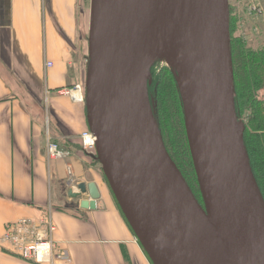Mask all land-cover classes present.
<instances>
[{"label":"water","instance_id":"1","mask_svg":"<svg viewBox=\"0 0 264 264\" xmlns=\"http://www.w3.org/2000/svg\"><path fill=\"white\" fill-rule=\"evenodd\" d=\"M85 103L96 160L152 264H264V197L237 109L230 0H91ZM181 98L203 203L168 153L152 70ZM95 210V183L71 187Z\"/></svg>","mask_w":264,"mask_h":264},{"label":"crops","instance_id":"2","mask_svg":"<svg viewBox=\"0 0 264 264\" xmlns=\"http://www.w3.org/2000/svg\"><path fill=\"white\" fill-rule=\"evenodd\" d=\"M85 4L0 0V235L19 219L50 212L57 249L71 264H152L120 212L100 164L83 150L81 135L89 130L85 99L61 92L85 85ZM251 19L246 32L256 45L264 42V17ZM49 141L67 154L49 159ZM82 183L98 186L97 209L71 208L75 201L68 190ZM0 264L36 263L0 248Z\"/></svg>","mask_w":264,"mask_h":264},{"label":"trees","instance_id":"3","mask_svg":"<svg viewBox=\"0 0 264 264\" xmlns=\"http://www.w3.org/2000/svg\"><path fill=\"white\" fill-rule=\"evenodd\" d=\"M247 23L243 13L240 14L231 5L237 109L246 124L245 143L255 178L264 197V97H261L264 96V42L255 45L242 37V32L246 31L242 29H246ZM157 90V112L166 149L196 197L203 203L187 138L181 98L169 69L162 71ZM104 179L107 182L105 175ZM118 208L122 213L119 205ZM122 215L124 216L123 213Z\"/></svg>","mask_w":264,"mask_h":264},{"label":"built area","instance_id":"4","mask_svg":"<svg viewBox=\"0 0 264 264\" xmlns=\"http://www.w3.org/2000/svg\"><path fill=\"white\" fill-rule=\"evenodd\" d=\"M237 2L248 17L256 19L264 17L262 0H237ZM242 37L249 40V34L246 31L242 33ZM47 66L52 67L53 64L48 63ZM61 92L77 99H84L81 84L76 85L73 90L64 89ZM81 139L84 151L90 154L96 153V139L90 131L84 132ZM47 149L48 157L52 160L63 158L67 154L52 141L48 142ZM68 175L73 176L71 166H68ZM72 182L71 179L69 184ZM56 230L50 212L41 213L38 219L22 218L9 224L6 231L0 235V248L36 264H55L58 260L71 264L70 258L57 249V243L53 239Z\"/></svg>","mask_w":264,"mask_h":264},{"label":"rangeland","instance_id":"5","mask_svg":"<svg viewBox=\"0 0 264 264\" xmlns=\"http://www.w3.org/2000/svg\"><path fill=\"white\" fill-rule=\"evenodd\" d=\"M231 2H232V6H234L235 8H237L240 14L243 13V16L245 17V19L246 18L248 20L251 19L250 17L247 16V14L243 11V9L240 8V5L238 4L237 0H231ZM90 7H91V0H86L85 10H84V18H85L84 26H86V30L87 31L89 30V28H88V22L90 21V14H91ZM243 30H246L245 27L242 29V31ZM87 62H88V60H87ZM166 69H169V66H168V64H166V61H163L162 63L159 62L157 64V66L155 68H153V70H152V73H153V85L151 86L150 93L154 95L155 101H156V96H157V93H158V90H157V87H158V79L160 78V75L162 74V71L163 70H166ZM82 85H83V97H84V84H82ZM262 93L264 94V92H262ZM261 97L263 98L264 96H261ZM157 108H158V106H157ZM87 131H89V130H87Z\"/></svg>","mask_w":264,"mask_h":264},{"label":"bare ground","instance_id":"6","mask_svg":"<svg viewBox=\"0 0 264 264\" xmlns=\"http://www.w3.org/2000/svg\"><path fill=\"white\" fill-rule=\"evenodd\" d=\"M85 94H86V91H85Z\"/></svg>","mask_w":264,"mask_h":264}]
</instances>
